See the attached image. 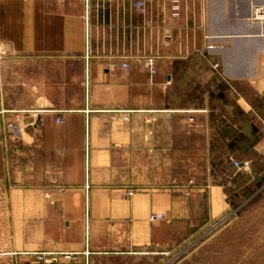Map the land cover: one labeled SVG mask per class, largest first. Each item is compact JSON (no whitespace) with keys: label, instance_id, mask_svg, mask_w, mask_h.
<instances>
[{"label":"crops","instance_id":"1","mask_svg":"<svg viewBox=\"0 0 264 264\" xmlns=\"http://www.w3.org/2000/svg\"><path fill=\"white\" fill-rule=\"evenodd\" d=\"M131 1L0 0L2 264L174 253L226 211L217 168L264 160V0Z\"/></svg>","mask_w":264,"mask_h":264},{"label":"rangeland","instance_id":"2","mask_svg":"<svg viewBox=\"0 0 264 264\" xmlns=\"http://www.w3.org/2000/svg\"><path fill=\"white\" fill-rule=\"evenodd\" d=\"M259 8H264V1L253 5L249 22L264 26V21L254 20V11ZM253 124L264 130V103L257 104ZM3 139L5 137L0 135V142ZM248 154L253 159L252 167L247 160ZM237 155L245 160L241 163L234 161L238 174L233 178L227 167L220 165L217 168L218 185L227 196L226 211L215 219H207L204 227L193 232L174 253L144 258L138 263L129 260L127 264H264V160L252 157L244 149ZM239 164L245 166L240 167ZM5 218L0 217V243L5 241ZM89 220V215H86L87 238ZM6 259L1 256L0 264Z\"/></svg>","mask_w":264,"mask_h":264},{"label":"built area","instance_id":"3","mask_svg":"<svg viewBox=\"0 0 264 264\" xmlns=\"http://www.w3.org/2000/svg\"><path fill=\"white\" fill-rule=\"evenodd\" d=\"M109 2H114L115 0H108ZM155 0H133L129 3L130 8L136 12H138L139 14L143 15L144 17H146L149 14L150 8H151V4L154 2ZM86 7L88 10L89 7V0H86ZM172 16L174 18H178L180 17V13L182 11V7H181V0H172ZM254 20L256 21H264V8H259V9H255L254 11ZM146 19V18H145ZM86 23H85V29H86V45H87V52H86V59H89V46H88V39H89V20H88V15L86 16ZM145 27H149V28H153L152 27V19L148 18L145 20ZM165 41H172V36L171 34L166 33L164 36ZM142 63L144 65V67H146L147 69H149L150 74L151 75H155L156 74V61H157V57L153 56V55H148V56H144L142 57ZM121 68L124 71H129L130 69V63L128 61H126V59H123V61L121 63H116V62H111L109 65V68L115 69V68ZM240 167H244L245 164H239Z\"/></svg>","mask_w":264,"mask_h":264}]
</instances>
